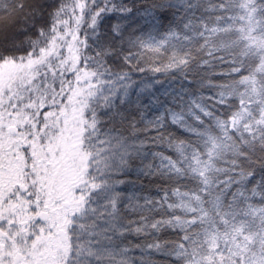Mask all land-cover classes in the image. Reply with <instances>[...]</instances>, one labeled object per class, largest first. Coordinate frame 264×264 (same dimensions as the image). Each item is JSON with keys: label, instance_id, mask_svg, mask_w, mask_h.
Listing matches in <instances>:
<instances>
[{"label": "snow or ice", "instance_id": "1", "mask_svg": "<svg viewBox=\"0 0 264 264\" xmlns=\"http://www.w3.org/2000/svg\"><path fill=\"white\" fill-rule=\"evenodd\" d=\"M0 264H264V0H0Z\"/></svg>", "mask_w": 264, "mask_h": 264}]
</instances>
